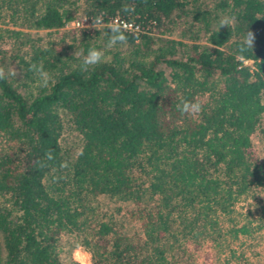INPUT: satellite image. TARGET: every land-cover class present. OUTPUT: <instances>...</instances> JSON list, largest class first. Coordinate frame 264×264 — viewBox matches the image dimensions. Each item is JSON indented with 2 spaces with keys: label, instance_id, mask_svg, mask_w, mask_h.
Masks as SVG:
<instances>
[{
  "label": "trees",
  "instance_id": "16d2710c",
  "mask_svg": "<svg viewBox=\"0 0 264 264\" xmlns=\"http://www.w3.org/2000/svg\"><path fill=\"white\" fill-rule=\"evenodd\" d=\"M83 1L0 0V264H78L60 255L77 246L91 264H194L188 239L222 252L264 236V160L249 151L264 133V0ZM77 15L150 27L111 49L106 25L52 36ZM179 26L205 40L159 36ZM90 48L106 60L85 72ZM227 250L224 264L242 254Z\"/></svg>",
  "mask_w": 264,
  "mask_h": 264
},
{
  "label": "rangeland",
  "instance_id": "374dc122",
  "mask_svg": "<svg viewBox=\"0 0 264 264\" xmlns=\"http://www.w3.org/2000/svg\"><path fill=\"white\" fill-rule=\"evenodd\" d=\"M77 6L79 9H83L84 1L78 0ZM184 27L179 26L174 29L171 33H161L159 36L162 37H171L176 39H181L184 41H191L192 37L197 36V41L203 42L205 40V36L200 32L198 35L190 34V31H184ZM80 28H76L71 24H67L61 28L55 29L53 31V37L59 38L61 43H68L71 41L72 37L75 36ZM192 30V29H191ZM41 33H45L44 30H40ZM154 33H157V27L153 30ZM184 32V33H183ZM197 33V32H196ZM45 35V34H44ZM46 37V36H45ZM160 41V40H158ZM264 98V93H263ZM65 141L68 139L69 141L78 140L77 133L74 130L69 129L67 126L64 128L63 135ZM251 156L258 160H264V133H255L252 136V145L249 148ZM101 202L107 201L108 197L105 194H101L99 196ZM113 204L120 205L122 207V212L125 214L126 211L133 206L132 201L130 200H121L115 201ZM126 216V214H125ZM124 229L129 232L133 226H137L138 223L129 222L124 218ZM260 232H254L251 236H241L239 240L231 241L228 248L232 247L234 249L236 255L242 252L240 257H236L235 255L230 258V261L225 264H264V236L261 235ZM241 242V244H240ZM217 241L215 240H205L200 242H195L194 240L188 239L184 243L185 249L190 253L193 258L194 264H224V258L227 253L226 251H217L215 249V245ZM81 250L80 256H74V253L77 249ZM65 248L62 249L60 255L63 260H74V262L81 264V261L84 264H91V253L82 246H77L73 248L69 254L66 252ZM87 254V255H85ZM225 255V256H224Z\"/></svg>",
  "mask_w": 264,
  "mask_h": 264
},
{
  "label": "clouds",
  "instance_id": "9594fccd",
  "mask_svg": "<svg viewBox=\"0 0 264 264\" xmlns=\"http://www.w3.org/2000/svg\"><path fill=\"white\" fill-rule=\"evenodd\" d=\"M124 12H133L135 9L131 8L129 6H124L122 9ZM93 27L98 29V25L102 24L103 17H96L93 19ZM111 28V35L109 37V40L106 44V48L111 49L114 46H116L117 43L120 44H126L127 43V36L125 35L126 30H130L132 28V25L128 23H122L119 20V17H117L112 24L110 25ZM254 39L255 36L253 33H249L246 43L249 48H252L254 46ZM106 60V53L103 49H97V48H90L87 55L83 57L82 63H81V70L87 72L89 68L95 67L101 63H103ZM32 70L34 71L36 77H37V85L39 87H48L50 82L52 81L53 77L51 74L46 71L43 67V65H32ZM11 75H16V70L13 68L10 70ZM0 79H5V73L4 69L0 68ZM201 110V105L199 103H190V102H184L182 108L180 111L182 113H194L199 112ZM81 250L78 248L77 251L74 253V256H80ZM87 255V254H85ZM81 264H84L83 261H81Z\"/></svg>",
  "mask_w": 264,
  "mask_h": 264
},
{
  "label": "built area",
  "instance_id": "2783aa9c",
  "mask_svg": "<svg viewBox=\"0 0 264 264\" xmlns=\"http://www.w3.org/2000/svg\"><path fill=\"white\" fill-rule=\"evenodd\" d=\"M119 17V20L122 23H128L130 25H132V28L129 31L132 32H141V31H146V29H148L150 27V24H146V25H142L138 22L132 21V20H127L119 15H112L109 16L107 18L103 17V22L102 24L98 25L99 26H110L112 24V22ZM93 19L94 18H90L87 17L86 15H77L75 18L71 19L67 24H71L73 26H75L76 28H83V27H88V28H94L93 25ZM66 24V25H67Z\"/></svg>",
  "mask_w": 264,
  "mask_h": 264
}]
</instances>
